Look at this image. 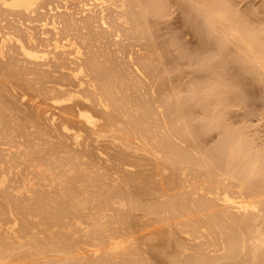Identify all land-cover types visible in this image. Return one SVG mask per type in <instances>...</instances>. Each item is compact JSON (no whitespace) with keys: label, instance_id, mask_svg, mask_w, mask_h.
I'll use <instances>...</instances> for the list:
<instances>
[{"label":"bare ground","instance_id":"6f19581e","mask_svg":"<svg viewBox=\"0 0 264 264\" xmlns=\"http://www.w3.org/2000/svg\"><path fill=\"white\" fill-rule=\"evenodd\" d=\"M129 1L131 3V0H0V264H40L41 262L35 261H42L44 258L43 261L46 259L47 262V254L54 252L57 256L60 255L58 257L64 258L61 259L62 263L68 264L83 263V257L87 254H91L87 256L89 258L92 255L91 258H100L98 257V261L97 258L93 261L88 258V262L86 260L83 264H150L146 254L144 256L148 261L140 255L141 253H137L135 242L139 237L134 234L140 233V238L147 233V236H154L161 232V229H153L157 232L155 234L152 233L153 230H150L151 233L147 230L149 232L145 234L144 229L155 224L160 226L162 223H165V228L168 223L169 228H178L179 233L185 235L189 242H200L199 239H202L203 246H200V243L199 246L195 243L197 247L191 246L189 243V248L181 247L180 244L179 248H183L180 249V254L185 252L192 257L188 258L185 264H219L221 257L217 258L216 255L214 259L210 256L213 250L208 251L219 244L217 240L214 243L212 232L215 230L219 231L222 238V246H218H221L224 252L220 255L223 259L236 257L230 261L236 260L237 253L241 250L245 254L246 236H249L251 250L249 249V254L243 255L245 259L241 256L242 259L239 257L238 260H241V264L242 261L244 264L246 259L249 264H264L259 255L264 251V208L261 209L264 207V180L261 179L259 185L252 184L254 176L264 177V165L263 162L260 163L263 160L245 149L240 139L237 140L236 136L234 138L236 134L233 132V140L229 138L230 142L226 147V157L228 160L234 158L237 164L240 162L243 166L240 164L229 167L230 172L225 168L224 172L217 166L219 162H216L218 169L204 177L206 183L213 181L212 185L215 186L210 187L208 183L206 189L205 181L202 182L203 185L194 187V183L188 182L193 188L190 190L189 185H183L188 179L182 182V178L183 184L176 183L173 179L174 175L177 177L176 168L179 167L181 171L178 177L184 176L189 168H183V161L190 160L192 156L189 158L188 151L182 150L178 153L176 149L184 140L180 138L182 142L179 140L178 145L179 141H176L175 135L179 129L173 133L175 109L170 110L172 115L174 114L173 117L170 115V121L163 109L165 107L160 106L163 102H157L160 96L158 97L159 93L155 90L160 88L153 85L152 78L156 76L154 79L158 85L157 78L159 80L160 73L154 72L159 70L162 60L159 59L160 64H156L150 56L152 51L150 54L146 52L151 58L144 55L145 51H140L145 48V36L146 42L151 41L147 42L149 47L150 44L151 48L155 45L152 43L154 36L149 32L152 30L147 25L150 24L151 17L148 19L147 16L151 11L146 6L145 9L148 10L142 14L143 11L140 10L144 6L138 5L140 0H137L138 4L135 2L136 6L131 5L133 8L128 5ZM144 1L149 2L143 0V3ZM212 2L215 3L213 0ZM146 5L151 7L148 3ZM135 7L140 9L134 11L135 14L138 13L136 15L130 12V8L133 10ZM223 13L220 18H223ZM117 15H120L123 22ZM116 16L123 25L122 28L118 21L116 24ZM226 16L230 25L232 22L233 25L237 24L229 18L231 15ZM111 17L114 20H111ZM143 17L144 22L139 24L145 25L141 28L137 23ZM220 18L218 19L221 20ZM227 18L222 21H227ZM99 25L101 26L98 27ZM116 25L119 27H115ZM233 25L228 28L232 32L238 29ZM130 26H134V29H130ZM236 33V37H239V32ZM135 34L143 36L138 37L143 43L138 41L136 44L143 47L137 46L140 56L143 55L140 60L138 53V57L134 58L138 51L132 41L127 43V38H131V35L133 39L137 37ZM230 34L234 35L231 32ZM242 36L241 39L237 38L238 41L248 43H245ZM120 37H125V42L121 41L123 39ZM248 37L251 38L250 41L253 40L252 36ZM117 44L122 45L117 49ZM112 46H116L117 50ZM120 53L121 58L128 56H124L126 59L122 58L125 60H121L124 62H120L121 64L117 62ZM143 58H150L151 61H143ZM137 59L140 62L142 60L144 65ZM126 60L128 62L125 64ZM152 61L155 62L153 69L159 65L158 70L155 69L154 72L150 69L151 63H148ZM146 62L149 65H146ZM139 64L145 68L142 70L143 67L140 68ZM165 67L164 65L162 68ZM144 70H151L155 75L152 77L151 72L150 75L145 74ZM172 93H175L174 90ZM155 97L157 99L154 100ZM171 97H167V103ZM179 120L178 123L181 122ZM170 122L173 124L168 126L171 127L168 130L166 125ZM179 124L185 125L183 122ZM175 128L179 127L176 125ZM191 138L193 139V136ZM173 140L177 142L176 148ZM225 141L227 143V139ZM189 146L187 147L190 148ZM196 149L195 153L198 154ZM180 159L185 160L180 162ZM186 163L189 164L190 161ZM212 166L214 167V163ZM260 166L263 168L259 169ZM239 169L244 170V173H241L245 174L241 176L242 179L234 175L236 171L239 173ZM179 181L177 179V182ZM187 194H190V197ZM152 197H156V202L159 203H149L148 199ZM218 208L220 210H217ZM139 211L148 217L156 218L153 221L148 219L149 222L141 220L143 222L139 223L138 227L143 226V223L150 224L144 225L148 227L143 228V231L140 230L143 233L139 232L138 228V233L132 231L135 225L134 217ZM124 231L129 235L126 236L128 241L123 240ZM138 241L140 243V240ZM85 243H91L89 246L93 245L94 250L91 249L88 251L90 253L83 255L81 250L85 246L80 250V245ZM187 243L184 245L187 246ZM152 248L153 251L154 247ZM140 251L143 252V249ZM158 252H155L156 255ZM24 256L35 259H30V262L27 260L29 263H26L27 258H22ZM262 257L264 258V253ZM51 258L48 262L54 263L55 259ZM55 262L59 261L56 259ZM171 262L170 264H177L176 261ZM180 262L181 260L178 264Z\"/></svg>","mask_w":264,"mask_h":264},{"label":"rangeland","instance_id":"374dc122","mask_svg":"<svg viewBox=\"0 0 264 264\" xmlns=\"http://www.w3.org/2000/svg\"><path fill=\"white\" fill-rule=\"evenodd\" d=\"M148 1L149 2L144 1V3H143V0H140L139 1L140 3L138 4L137 0H131V3L129 1L130 4H128V5H130V7H131V5L134 7L137 4L138 5L141 4V6L142 5L144 6L142 8H141V6L139 7V8H141V10L137 9V7H135L132 10L131 8H133V7H131L130 12H132L134 15L138 14L137 12H136V14L134 13V11H137V10L143 11V13L142 12L141 13L144 14V11L148 10V9H145L146 6L152 12V14H151V12H149L150 14L147 12L148 13V16H147L148 19H149V17H151L149 19L150 24L147 23V25H149L150 30H152L149 32H150V34L152 32V35L154 36V38L152 36V38H153L152 43L155 45L153 46V48H151V44H150V47H149V44H147L148 41L147 42L145 41L146 36L144 35L145 37L143 38V36H137L138 35L137 33H136L137 35L135 34L137 37L134 39L132 38V35H131L132 39L128 37L127 43L129 41H132L133 45H135L136 50H137V48H138L137 46L142 47L140 44L136 45V44L141 42L138 37H140V38L142 37L144 40L143 42L145 43L144 45H146V46L148 45V46L146 48V46L143 45V47H145V48H144V50H140V51H145L144 55H147L146 52H149V54H150V52L152 51L153 53L150 56H152V59L156 62V64H160L159 59H160V61L162 60L161 61L162 63L160 64V68H158L159 70L157 69V67L159 65L158 66L156 65V67H155V69L158 70L157 72H154L156 70L152 68L153 66H155V62L154 61L148 62V63H151L150 69H152L154 73H158V72L160 73L159 80L157 78L158 85L160 87L157 85L156 80H155L156 76H154L155 74L153 75V72H151V70H150V72L152 74V77L154 76L155 79H154V77L152 78L151 76H149L150 72H148L147 70H144V72L146 71L145 74L149 73L148 76L153 79L152 80L154 83L153 85H156L158 88H160V89H158V91L155 90L157 93H159L158 97L159 96L160 97L158 99L155 97L154 100L157 99V102H160L158 100H161L163 102V103L161 102L163 105H160V106L165 107L163 109H164V111H166V114H167L168 118L170 119V121L172 120L170 118V115H171V117H173V115L175 114L174 115L175 117H173V120L175 121V123H174V126L172 125L173 133H174V131H176V129H179L181 132H179V130H178V132H176V135H175V137H177L176 141L178 142L180 140V138H181V140H184V141L182 142L180 140L182 143L179 145L180 141L177 143L176 141L174 142V140H173L172 143L175 146L174 148H176L175 144L177 143L179 145L176 148V149H178L177 150L178 153L179 152L181 153L182 150L188 151L187 154L188 155L190 154L188 157L189 158H190V156L193 157V158L191 157L190 160H186V161H183L185 159H183V160L180 159V162L183 161V163L186 164V165L184 164L185 166L182 165L183 168L186 167L187 169L188 168L189 169L186 171V174L184 176H181L180 175L181 171L179 170V167H177L176 168L177 171L175 172V174H177V177H176V175H174L175 177H173V179L176 180V183H180L182 178H184L182 182H184V180L186 181L188 179L186 182L187 183L189 182L191 184L194 183V184H192L193 187H194V185L200 186V185H203L202 182L205 181L204 177L207 176V173H209V172L214 173L215 170L218 169V167L220 170H223L224 172H226L225 170L228 169L229 167L231 168L235 165L239 166L240 164H242V166H243V163L239 162L237 164L236 161L234 160V158H233V160L232 159L228 160L227 159L228 157H226V147H227V144L230 142V139L233 140L232 134H234V133L236 134V135H234V138L236 136L237 140L240 139V141L243 143V146L245 147V149L250 151V153L254 154L256 157H258V158L260 157L261 160H263V161L260 162V160H259V162L260 163L263 162V165H264V0H220V1L219 0H217V1L213 0L215 3H213L212 0H203V1L198 0V2H196L197 0H168V1L167 0H164V1L163 0H148ZM87 2H89V0H87ZM209 2H211V3H209ZM133 3H135V4L133 5ZM146 3H148L151 7L146 5ZM199 3L201 5L202 4L203 5L201 6ZM204 4L206 6H209V7L208 8L204 7L205 6ZM215 5L217 6V9L219 11L217 9H215V7H216ZM221 5L224 6L225 8L222 7ZM226 6H227V8H226ZM219 8L221 9V11ZM142 9H145V10H142ZM222 9H224L225 12L222 11ZM225 9H227L228 11ZM208 10H210V11H208ZM140 11H138V12H140ZM214 11L216 14L214 13ZM226 12H228V13H226ZM147 13L145 12V14H147ZM221 13H223L225 15V17L223 15V18L225 20L227 18V16H226L227 14H228V16L231 15L232 18L231 17H229V18L232 20H235L234 22H236L238 24V26H236L237 24H235V23L233 25V22L231 21L233 27L235 26L236 29L238 28L236 30L232 27V29L239 32L238 35L240 34L239 35L240 39H241V36L243 35L242 39L245 40V43L248 42V43H246L248 45L244 44L242 42V40H241V42H240V40L238 41L237 38H239V37H236L237 36L236 31L232 32V30L228 29V28H230V26H232V25H230L231 23H229L230 20H228V18H227L228 22L225 20L222 21L223 18L222 17L220 18V16H222V15H220ZM117 16H119V18H120V15H117ZM117 16H116L117 20L115 19L116 24H117V21L119 19ZM144 16L146 17V15H144ZM216 16L218 18H220L221 20H219ZM112 17L114 18V16H112ZM136 17H138V16H136ZM145 17L141 18L142 20L140 19V22L138 21L137 24L144 22ZM113 18L111 20H114ZM148 19H147V21H148ZM111 20H109V21H111ZM122 20L123 19H121V22H123ZM150 20H152L153 22ZM109 21H108V23H109ZM111 22L115 23L114 21H111ZM225 22H226V24H225ZM131 23L133 24V22H131ZM227 23L230 25L229 27H227V25H228ZM39 24H35V25L41 27L40 26L41 24L40 25ZM97 24L98 23H96V25ZM132 24H130V25H132ZM137 24H135V25L137 26ZM109 25H111V24H109ZM120 25L119 26L122 28L123 25L121 23H120ZM139 25H140L139 27L142 28L145 24L142 26H141V24H139ZM100 26L101 25H99L98 27H100ZM119 26L116 25L115 27H119ZM133 27L131 28V26H130V29H134ZM135 28L138 29V27H135ZM146 29H147V26H146ZM228 30H229V32H228ZM230 32L234 33V35L230 34ZM230 35L235 36L237 41L234 37H232ZM248 35L253 37L252 41H250L251 38L248 39L249 38ZM128 36H130V35H128ZM133 37H134V35H133ZM147 37H148V39L150 38L149 35ZM121 38L122 37H120V39ZM124 38H122L123 40H121V41L125 42ZM115 40L112 39V41H114V42H115ZM143 42H141V43H143ZM150 42H148V43H150ZM249 42H250V44L251 43L252 44L250 45ZM112 45H113V43H112ZM116 46L115 47L112 46L113 49H115ZM120 46L118 45L117 49ZM249 46H251V47H249ZM148 47H149V49H148ZM154 47H155V50H154ZM157 47H159L158 48L159 50L157 49ZM117 49H115V50H117ZM139 49H141V48H139ZM145 49H147V51ZM151 49H153V50H151ZM101 50H103V48ZM133 50H132V52H133ZM137 51L138 52H136V56L134 54V58L138 57L137 56V53H138L139 54V60H140V58L142 59L143 55L140 56L139 50H137ZM133 53H135V52H133ZM149 54L147 56H149ZM120 55H121V53L119 54V56ZM124 56L122 58H125L127 55L125 57ZM118 57H117V59L119 61H117V62H119V64H121L126 59V58L122 59L121 56L119 58ZM145 57L146 56H144V58ZM127 58H128V56H127ZM150 58H148V59L146 58L147 60L144 59L143 61H145V60L151 61V60H149ZM121 60H123V61H121ZM138 61H136V62H138ZM163 61H165V62H163ZM127 62H128V60L125 61V64ZM140 63H142V60ZM148 63L146 62V65ZM142 65H144V64L142 63ZM142 65L139 64L138 66L140 68L143 67L142 68V70H143L145 67ZM162 65L163 66L165 65L166 67L162 68L163 67ZM121 67H123V66L121 65ZM147 67H146V69H147ZM164 71L167 73H165ZM154 80H155V82H154ZM149 81L151 82V80H149ZM164 81L166 83H164ZM168 81H170V83ZM159 83H161V84H159ZM169 84H170V86H169ZM171 84H173V85H171ZM151 85H152V83H151ZM172 86H174V87H172ZM170 88L172 89V91L174 90L175 93H172ZM163 90H164V92H163ZM161 94H163V95L161 96ZM169 94H170V96H169ZM171 94H173L172 97H171ZM155 96H157V94ZM149 97H150V95L148 96V99H150ZM165 97H166V99H165ZM167 97L168 98L171 97V99H169L171 101L170 104H169L170 101L167 103V101H168ZM158 104H160V103H158ZM167 104H168V106H167ZM175 105H176V107H175ZM171 108H172V110L175 109V113L173 115L170 111ZM166 114H165V116H166ZM213 115H217V116L215 117ZM167 116H166V119H168ZM220 117H221V119H220ZM179 118H180V120H179ZM181 118H183L184 120ZM178 120L181 121L179 123L183 122V124H185L184 126L186 128L182 124H179L177 122ZM168 121L169 120H167V122ZM176 122H177V124H176ZM171 123L172 122H170V124L167 123L168 125H166L167 126L166 128L168 130H170L169 128H171V127L168 128V126L171 125ZM187 123H188V125H187ZM176 125L179 128H175ZM178 125H180V126H178ZM181 125L183 127H181ZM183 128H185L187 131L189 130L190 133L187 132ZM167 129H165V130L167 131ZM182 131H185V132H182ZM179 133H180L181 137L178 136ZM181 133H183V134H181ZM188 134H190L191 136H189ZM192 136H193V139L191 138ZM178 137H179V139H178ZM223 139H224V141H223ZM225 139H227V143H226ZM191 140H193V141L196 140V142L195 141L193 142ZM188 142H190V143L188 144ZM181 145L182 146L184 145V146L182 147ZM187 146H189L190 148H188ZM195 149L198 151V154H197V152L195 153ZM192 150L194 152H192ZM193 153H195L197 155H195ZM203 153H205V154H203ZM191 154H193V155H191ZM185 155H186V153H185ZM224 155H225V157H224ZM197 156H198V158H197ZM200 156H202V157H200ZM191 159H193V160H191ZM206 159H208V160H206ZM209 159H210V162H209ZM221 159H222V161H221ZM187 161H188V163L190 161V163L187 164L186 163ZM224 161H225V164H223ZM216 162L217 163L219 162V163L217 164ZM209 163H211V164H209ZM213 163H214V167H216V168H214L212 166ZM200 164L202 165V167ZM216 164L218 167L215 166ZM205 165H207V166H205ZM263 165L261 164V166H263ZM182 166H180V167H182ZM223 166H224V168H223ZM261 166L259 169L264 167V166L263 167H261ZM191 167H193V168H191ZM240 167H238V168H240ZM195 168H197L198 170ZM207 168H209L208 171H207ZM203 169L206 172L203 171ZM178 170L180 172H178ZM240 171L241 170L239 169V173L237 171H236L237 173L236 172L234 173V175H236V178H238V179H242L241 176L245 175V174H243V175L241 174V173H244V170L241 172ZM193 172H195V173H193ZM198 172H200V173H198ZM227 172H230V170L228 169ZM178 173H180L179 177H178ZM187 173L188 174L190 173V174L187 175ZM196 173H197V175H196ZM189 177L191 178V181H189L190 180ZM197 177H198L199 181L197 180ZM176 178L178 179V181L179 180L180 181L177 182ZM192 178H194V179H192ZM254 178L252 179L253 183L252 182L251 183L252 184L256 183L255 185H259L260 182L262 181L261 179L264 180V177L262 178V176H260V175L259 176L256 175V177L254 176ZM219 179L220 178H218V180ZM186 182L184 184L183 183L182 184L185 186L189 185V183L186 184ZM211 182L210 183L209 182L206 183V181L204 182L205 189L209 185H210V187L215 186V185H212V184H214L213 181H211ZM208 183H209V185H208ZM188 187H189L188 188L189 190H190V188L193 189L191 187V185H189ZM186 189H187V187H186ZM183 191H185V190H183ZM204 193H203V196H204ZM187 196L190 197V194L189 195L187 194ZM205 196L207 197L206 194H205ZM150 199H148L149 203L152 201L151 203L153 205L159 203V202L158 203L156 202V197H154V199L152 197L153 200L152 199L150 200ZM158 201H160V199H158ZM263 208L264 207L262 206L261 209L263 210ZM217 210H220V209L218 208ZM145 216H146L145 213L142 214L141 211L137 212V214L135 216V217H137V219L134 217V219H135L134 224L135 225L134 224H133L134 226L132 225L133 230L130 227L129 228L134 232H136L139 229V232L143 233L142 229L147 228L150 224H144L143 223V226L144 225H148V226L143 227L142 225H140V227H141V229H140V227H138V226H139V223L143 222V221L141 222V220L145 219V221L147 220L146 222H149L150 220L153 221V219H156L153 216H151V217L146 216V218H145ZM148 219H150V220L148 221ZM164 224L165 223H162V224H160V226H159V224H155L153 226L150 225V227H148V229H144V231L146 230L144 232L145 234H146V232H149L150 230H153V229L155 230V228H157L159 230L161 229L162 233L159 231L160 234H159V232H158L159 235L156 234L161 238H159L156 235L153 236V234L151 235V237L147 236V235H149L147 233L146 236L142 234L145 237V239H144V237H142L144 239V240H142V238H140L141 237L140 233L136 232L139 235L134 234V236L137 235L139 237L136 239V242H135V243H137L136 244L137 253L138 252H139V254L141 253L140 254L141 256H144L146 254L148 259L150 260L149 261L150 264H152V263L153 264H168V263L170 264L171 261H172L171 263H174L175 261L177 263V260H179V259L181 260L180 264L187 263L188 258H192V257H190L189 254H186L185 252H182V254H180L181 253L180 249H183L181 247L184 246V247L190 248V245L191 246L196 245V244L198 245V243H200L199 244L200 246H203L201 244V243H203V242H201L202 239H199L200 242L195 241L196 244L194 242H189V240L186 239L185 235L183 236V234L179 233L178 228L176 230L174 229V227H171V226L169 228L168 226L170 225V223H168V225L166 226L167 228H165ZM171 224H172V222H171ZM156 225H158L159 227ZM134 227H136V230H134ZM150 228H152V229H150ZM164 229H165V231H164ZM170 229H171V231H170ZM140 230H142V231H140ZM147 230H149V231H147ZM263 230H264V227H263ZM125 231L123 234H125L124 238L126 240L125 239H123V240L128 241V239H129V238H127L129 236V235H127L128 230L126 233H125ZM168 231L170 232V234ZM151 232L152 231H150V233ZM163 232L165 235L163 234ZM216 232H218V233H216ZM152 233L155 234L157 232L154 231ZM123 234H122V236H123ZM130 235H131V232H130ZM170 235H171V238H169ZM180 235H182V236H180ZM212 235H213V237H215L214 243L219 242V244H221L220 240L222 238H220L221 236L219 235V231L215 230V232H212ZM224 235L225 234H223V236ZM134 236H132V237H134ZM175 236H176V238H175ZM178 236H180V237H178ZM136 237H134V238H136ZM248 237L249 236H246L247 239L245 238L246 239V242H245L246 243V245H245L246 251H244L245 254H243V251L241 249H239V250H241V251H239L241 253H239V252H238L239 254L237 253L238 259H239V257L242 259L241 256L249 254L248 252H250V250H251V242H249ZM167 238H169V239H167ZM179 238H180V240H179ZM224 238H225V236H224ZM138 240H140V243H143V244H140ZM174 240H176V241H174ZM173 241L175 242V245H174ZM179 241L181 243H179ZM203 241H205V240L203 239ZM144 242H145V245H144ZM167 242H169L170 245ZM184 243H185V245L187 243V246H185ZM189 243H190V245L188 246ZM85 244L84 245L81 244L82 246L80 245V250L83 246H85V248H86L85 249L83 247L81 250L83 255L85 253L87 254V252L90 251L91 249H92L91 251L94 250L93 245H92L93 247L89 246L91 243H87L86 245ZM150 244H152V245H150ZM153 244H154V246H153ZM165 244H167V245L165 246ZM180 244H181V247L179 248ZM219 244H216L217 246L215 248H219L220 251L219 250L217 251V249L215 250L214 247L209 248V250H208L209 252L211 249L213 250L212 252H210L212 254L209 253L210 256L212 255V258L215 259L216 255H217V258L221 257V259H219V262H218L219 264H230V263L231 264H234V263L241 264V260H238V259L230 261L231 259H235L236 257H234V258L232 257L231 259H229V258L223 259V256H220L222 253L224 254V252L220 248L222 246V244H221V246H218ZM142 245H144V246L142 247ZM171 245H173V246H171ZM197 245H196V247H197ZM151 246L154 247V250H153L154 252L152 251L153 248ZM175 247H177V248L175 249ZM248 247H250V248H248ZM102 249H103V247H102ZM142 249H143V252L140 251ZM247 250H249V251H247ZM81 252H80V254H81ZM155 252H158L157 255H159V256H157ZM218 252H219V254H218ZM88 253H90V252H88ZM151 253H153V255ZM183 253H185V254H183ZM260 253H261V254H259V255H261L260 258L263 259L262 262H264V258L262 257L264 251H263V253L262 252H260ZM50 254L51 253H49V255L47 254V257H46V258L49 257V259H47L48 261L50 260L51 257L53 258V259L51 258V260L57 259L59 261L57 263L54 260V263H52L53 261L50 262L51 264H55V263L56 264H68V263H62L61 261H63V260H61V259H64V258L58 257L60 255L57 256V254L55 252H54V254H51V255ZM55 254H56V256H55ZM89 255H91V254L85 255L86 257H83L82 255L81 256L84 258L85 261L87 260L86 262H88L89 257H87V256H89ZM154 255L156 256L157 259L155 258ZM160 255L161 256L164 255L163 257H165V258L163 259V257H161ZM180 255H182V256L179 257ZM54 256H55V258H54ZM92 256H90L89 260L93 261L94 258H97V261L99 260L98 259L99 256L98 257L94 256L93 258H91ZM170 256H172V257H170ZM25 257L26 256H24L22 258H24V259L27 258L26 263L28 261L30 262V259H35V257H33V258L29 257L30 259H28V257H26V258ZM37 257L38 256H36V258ZM147 257H145V258L148 261ZM152 258H154V259L152 260ZM181 258L184 260H182ZM243 258H244V256H243ZM24 259H23V261H24ZM43 259L44 258H42V261H43ZM169 259H171V261ZM261 259H259V260L261 261ZM237 260H238V262H236ZM31 261H33V260H31ZM42 261L36 260L35 262L36 263L41 262L42 264H46V263L50 264L48 261L46 262V259L44 260L45 262L43 261L44 263ZM179 261H178V263H179ZM245 262H247V264H249L247 259L244 261V264H246ZM13 263H11V264H13ZM24 263H25V261H24ZM83 263L81 262V264H83ZM242 264H243V261H242Z\"/></svg>","mask_w":264,"mask_h":264}]
</instances>
